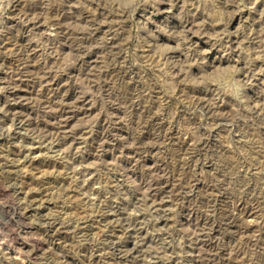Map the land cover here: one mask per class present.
Listing matches in <instances>:
<instances>
[{"label": "rangeland", "instance_id": "374dc122", "mask_svg": "<svg viewBox=\"0 0 264 264\" xmlns=\"http://www.w3.org/2000/svg\"><path fill=\"white\" fill-rule=\"evenodd\" d=\"M0 264H264V0H0Z\"/></svg>", "mask_w": 264, "mask_h": 264}]
</instances>
